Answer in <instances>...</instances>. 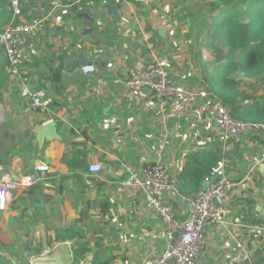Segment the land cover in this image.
I'll use <instances>...</instances> for the list:
<instances>
[{
  "label": "crops",
  "instance_id": "1",
  "mask_svg": "<svg viewBox=\"0 0 264 264\" xmlns=\"http://www.w3.org/2000/svg\"><path fill=\"white\" fill-rule=\"evenodd\" d=\"M76 1L23 0L27 18L47 22L36 40L40 55L29 66V91L48 90L53 102L49 112L33 110L19 79L1 72L0 181L11 182L12 200L5 211L0 209V264H30L36 253L41 256L43 250L64 242L57 238L77 234L88 243L89 253L81 260L88 264L95 254L109 264H134L141 254L145 261L164 250L161 221L143 198L133 199L124 192L129 171L140 170L154 159L151 150L161 116L150 109L149 91L126 100L124 89L114 80L117 75L125 76L137 60L166 66L163 57H171L170 39L174 40L167 32L178 24L169 25L142 0H136L137 5L131 3L135 15L118 7L80 12ZM1 6L0 12L5 10L9 18ZM161 28L164 35L159 33ZM161 44L163 57L158 56ZM84 65L94 67V72L82 74ZM60 68L61 79L54 78ZM206 98L209 105V96ZM207 105L198 103L199 113L184 101L168 109L173 147L164 160L176 177L190 153L210 149L214 143L222 146L220 134L218 144L209 135L216 131L206 129ZM43 117L46 119L41 120ZM183 120L193 138L182 134ZM48 121L56 123L60 140L39 146L37 133ZM196 141L200 147L194 148ZM226 148L222 172L235 184L230 202L233 214L225 225L208 228L197 264H207L204 251L208 240L225 235L234 225L236 213L247 227L255 224L259 237L264 235L257 231H264V139L250 133L230 141ZM92 160L104 167L98 176L88 172ZM42 166L48 170H38ZM29 177L31 182L21 186ZM171 205L185 209L177 198ZM20 240L26 245L25 252ZM68 241L73 245L62 246L58 253L65 264L66 260L74 264L79 241L76 236Z\"/></svg>",
  "mask_w": 264,
  "mask_h": 264
},
{
  "label": "built area",
  "instance_id": "2",
  "mask_svg": "<svg viewBox=\"0 0 264 264\" xmlns=\"http://www.w3.org/2000/svg\"><path fill=\"white\" fill-rule=\"evenodd\" d=\"M130 1L77 0L75 6L80 12L96 7L127 8L132 15H135ZM155 1L142 0L145 4H153ZM0 4H5L10 16L6 24H0V55H3L7 61L6 74L18 78L22 83L29 93L33 110L47 113L53 103L48 90L41 88L35 92L29 91L31 80L29 66L40 55L36 40L46 29V19L27 18L24 14L23 0H0ZM81 72L89 75L94 72V67L81 66ZM175 80L179 81V85H176ZM114 83L124 89L123 99L126 100L148 89L150 109L161 116L151 150L154 159L147 162L140 170H130L129 179L124 184V192L133 199L143 198L146 206L161 221L164 228V250L150 255L143 264H197L206 246L205 235L208 228L215 224L225 225L233 214L230 202L235 184L222 172L224 168L222 163L218 171L219 176L206 178L203 187L195 194L184 196L178 189V178L172 174L164 156L173 147L168 125L169 107L184 101L187 107H192L198 112L200 95L206 97L208 93L200 92V88H191L189 76L185 72H179L175 68L167 69L157 61L137 60L127 69L125 76L117 75ZM202 84L206 87L205 81ZM208 113L206 129L220 134L223 153L230 141L240 140L251 132L264 133V124L252 125L236 120L231 109L220 99L209 101ZM38 170L48 169L42 166ZM103 170L102 164L93 160L90 162L88 168L90 175L98 176ZM30 182L31 178H26L21 186H26ZM175 198L181 200L184 210L171 205V200ZM11 200V182L3 179L0 181V209L5 211ZM257 231L264 233L259 228ZM72 245L71 241L56 243L43 250L41 257L53 256L62 246ZM74 264H88V262L80 261Z\"/></svg>",
  "mask_w": 264,
  "mask_h": 264
},
{
  "label": "trees",
  "instance_id": "3",
  "mask_svg": "<svg viewBox=\"0 0 264 264\" xmlns=\"http://www.w3.org/2000/svg\"><path fill=\"white\" fill-rule=\"evenodd\" d=\"M4 15L5 10L0 12V18L6 24L10 16L8 18L5 15L4 18ZM193 39L194 53L204 47L215 59L210 70L206 65L201 66L209 100H222L231 109L236 120L252 125L264 124V93L258 94L264 90V0H206L204 14L194 26ZM0 58H3L0 60L1 88V72L6 74L7 61L3 55ZM236 76L247 80L256 79L259 83L257 90L251 84V89L242 91L241 82ZM55 77L61 79V68L54 72ZM251 134L264 139V133ZM223 161L222 146L217 144L210 149H199L190 153L177 176L180 193L187 197L195 194L203 187L206 178L216 176ZM75 236L79 247L74 250V262L79 263L86 258L89 249L88 243L82 242L83 236ZM75 236L57 239L68 241ZM34 256L38 257L40 254L36 253ZM91 264L109 263L101 261V256L95 254Z\"/></svg>",
  "mask_w": 264,
  "mask_h": 264
},
{
  "label": "rangeland",
  "instance_id": "4",
  "mask_svg": "<svg viewBox=\"0 0 264 264\" xmlns=\"http://www.w3.org/2000/svg\"><path fill=\"white\" fill-rule=\"evenodd\" d=\"M130 2L135 5L138 4L135 0H131ZM205 6L206 0H156L155 3L150 4V10L160 13L161 15L158 16L165 17V21H167L169 25L171 22H177L178 24L175 28L170 27L167 32L174 38V40L170 39V42H173L171 57H163L164 48L162 44L159 46L158 56H162L165 61L167 60L165 66L167 69L176 68L179 72L188 74L190 86L193 88H200V92L202 93L206 90L202 84L204 78L202 76L203 68L201 66L206 65V68L210 70V66L215 62L211 53L204 47L199 48L197 53L192 51V46L195 44V40L193 39L194 26L204 14ZM1 7H3V5ZM2 59L3 58H0V60ZM200 59H202V61H200ZM236 78L241 82L240 89L242 91L251 89V84L254 85V89L256 90L259 86L256 79L247 80L242 76H236ZM201 85L203 88L200 87ZM262 93H264V90L258 94L260 95ZM199 103L207 105V98L200 95ZM173 119L178 121L181 120L177 118ZM182 122L185 124L182 134L186 136L190 135L193 138L191 130L186 128V121L183 120ZM201 132L205 133V130L201 129ZM209 135L217 139L218 144H220L219 133L215 132ZM194 143L195 141L193 144ZM198 143L199 141H196L193 147H200L197 145ZM212 145L216 144L214 143ZM237 214L238 213L233 216L234 225H232L228 231L226 230L225 235L216 237L212 241L208 240L207 247L204 251V261H206L207 264H264V235L259 237L258 233L254 231V228H256L255 224L251 225V227H247L242 223L241 217L238 219L236 218ZM233 217L231 219H233ZM254 218V214H251L250 220L254 221L256 219ZM252 229L255 234L252 233ZM20 242L21 251L25 252L26 245L22 243L21 240ZM139 256L138 259L141 260H136V262L132 263L142 264L146 256L144 254ZM66 262L69 264L67 260Z\"/></svg>",
  "mask_w": 264,
  "mask_h": 264
},
{
  "label": "water",
  "instance_id": "5",
  "mask_svg": "<svg viewBox=\"0 0 264 264\" xmlns=\"http://www.w3.org/2000/svg\"><path fill=\"white\" fill-rule=\"evenodd\" d=\"M107 8H112L111 6ZM159 33L164 35V29L161 28L159 30ZM135 48H138V45L134 46ZM146 91H149L148 89H145ZM46 117H43L44 120ZM170 126H172V123H170ZM53 140H60V137L57 134V129H56V123L53 121H48L45 122L41 125L40 131L37 133V141L39 146H42L45 141L51 142ZM14 196V194H13ZM30 264H65L62 260L61 254L56 253L53 256L50 257H36L31 260Z\"/></svg>",
  "mask_w": 264,
  "mask_h": 264
}]
</instances>
